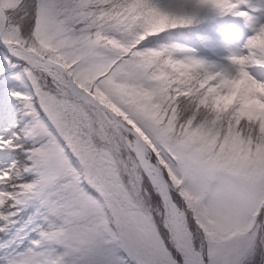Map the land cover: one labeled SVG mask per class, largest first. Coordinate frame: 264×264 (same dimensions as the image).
Masks as SVG:
<instances>
[{"label": "snow or ice", "instance_id": "6c2138e0", "mask_svg": "<svg viewBox=\"0 0 264 264\" xmlns=\"http://www.w3.org/2000/svg\"><path fill=\"white\" fill-rule=\"evenodd\" d=\"M0 264H264V0H0Z\"/></svg>", "mask_w": 264, "mask_h": 264}, {"label": "rangeland", "instance_id": "374dc122", "mask_svg": "<svg viewBox=\"0 0 264 264\" xmlns=\"http://www.w3.org/2000/svg\"><path fill=\"white\" fill-rule=\"evenodd\" d=\"M212 36L216 37L217 39H219L220 36H228V35H232V32L229 31L226 27L224 28H217L215 30V35L211 34ZM206 55H210L209 53H207Z\"/></svg>", "mask_w": 264, "mask_h": 264}]
</instances>
